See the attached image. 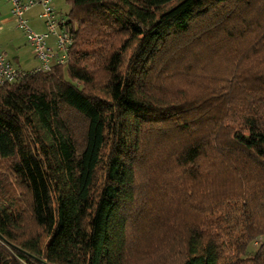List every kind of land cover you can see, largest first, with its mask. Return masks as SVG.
Segmentation results:
<instances>
[{
	"label": "trees",
	"instance_id": "16d2710c",
	"mask_svg": "<svg viewBox=\"0 0 264 264\" xmlns=\"http://www.w3.org/2000/svg\"><path fill=\"white\" fill-rule=\"evenodd\" d=\"M65 2L0 85V264H264V0Z\"/></svg>",
	"mask_w": 264,
	"mask_h": 264
},
{
	"label": "built area",
	"instance_id": "2783aa9c",
	"mask_svg": "<svg viewBox=\"0 0 264 264\" xmlns=\"http://www.w3.org/2000/svg\"><path fill=\"white\" fill-rule=\"evenodd\" d=\"M10 15L16 27L22 30L26 41L32 47L38 65L32 70H23L15 66L3 53L0 52V85L4 82L19 81L27 73L37 70H49L53 65L64 64L67 60L69 47L73 39L63 26L64 16L58 15L51 6V0H8ZM39 5L46 29L36 31L32 29L25 17L24 11L32 6Z\"/></svg>",
	"mask_w": 264,
	"mask_h": 264
},
{
	"label": "crops",
	"instance_id": "0c3cea01",
	"mask_svg": "<svg viewBox=\"0 0 264 264\" xmlns=\"http://www.w3.org/2000/svg\"><path fill=\"white\" fill-rule=\"evenodd\" d=\"M51 6L60 16L68 10L65 0H51ZM10 7L11 5L8 0H0V52L5 56L9 55L10 59L6 57L15 66L27 68L26 66H31L28 56L34 57L33 50L31 52L25 51L26 49L23 47V44L26 43L25 36L22 30L16 27L10 15ZM40 12V6L35 5L23 13L28 25L36 31H44L46 29Z\"/></svg>",
	"mask_w": 264,
	"mask_h": 264
},
{
	"label": "rangeland",
	"instance_id": "374dc122",
	"mask_svg": "<svg viewBox=\"0 0 264 264\" xmlns=\"http://www.w3.org/2000/svg\"><path fill=\"white\" fill-rule=\"evenodd\" d=\"M25 42L26 43H24L23 44V47H24V49H26L25 51H27V52H31V50H32V47L28 44V42L26 41V39H25ZM27 55H29V53H27ZM9 59L11 58L9 55H6ZM34 56V55H33ZM29 57V61H30V65L31 66H26L27 68H21V69H23V70H32L33 68H35L37 65H38V61L35 59V57H32L31 55L30 56H28ZM17 66V65H16ZM1 114V113H0ZM28 147V146H27Z\"/></svg>",
	"mask_w": 264,
	"mask_h": 264
}]
</instances>
